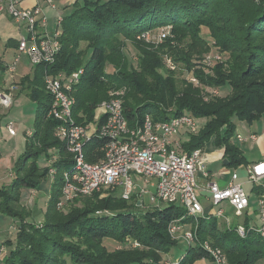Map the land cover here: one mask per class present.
Here are the masks:
<instances>
[{
  "label": "trees",
  "instance_id": "16d2710c",
  "mask_svg": "<svg viewBox=\"0 0 264 264\" xmlns=\"http://www.w3.org/2000/svg\"><path fill=\"white\" fill-rule=\"evenodd\" d=\"M166 24H171L172 34L161 44L153 45L138 39L141 32ZM203 27L208 29L207 35L202 33ZM60 29L61 49L55 61L34 65L35 76L32 79L27 76L23 80L24 88L29 89V97L38 104L37 129L29 135L14 181L10 186L0 188V212L17 217L20 222L27 216L23 215L25 208L21 204V188L38 189L48 177L49 169L38 162L42 155L48 158L52 154L58 155L54 163L57 174L53 185L56 188L47 204L45 227L33 234L21 224L17 245L6 257V264H161L165 261L163 256L180 244L169 232V224L174 219H179L184 225L192 224L191 228L197 235L196 244L187 248L185 256L175 258L179 264L209 259L201 246L207 240L223 249L228 264H256L263 259L264 238L256 231L250 230L242 237L234 226L226 232L215 233L221 218L206 215L196 221L178 204H167L137 216L131 211L138 206L136 194L129 200L116 192L104 198L100 197V192L81 196L69 203H81V206L74 207L75 215L64 217L58 211L57 203L61 198L63 174L72 170L74 164L66 142L55 135L59 121L47 116L52 98L45 89V76L62 72L71 74L79 68L84 69L72 92L76 98L73 116L77 123L83 125L95 122L98 105L109 99L112 89L125 84L144 87L147 83L145 79L153 76L157 91L166 92L169 97H156L160 104L155 106L137 96L136 92H132L129 98L125 96V113L131 126L136 120L142 122L146 114H151L156 121L185 112L197 118L209 115L210 119L198 133L186 136L182 143L184 151L203 148L213 138L218 147L225 149L229 166L248 164L234 140V119L237 117L252 123L264 116V80L259 82V89L239 106L233 103V107L216 108L206 113L201 101L196 104L184 100L175 110L165 107V104L173 102L175 87L171 80L156 73L163 67L162 54L168 53L176 61L190 62V70L196 56L209 52L228 53L233 73H240L241 77L258 71L256 63L264 59V0H84L63 18ZM126 41L140 44L139 65L142 72H136L129 62L124 52ZM82 42L87 43L81 47ZM107 62H111L114 71L105 69ZM199 70L196 68L195 73L202 82L203 75ZM225 83H231L234 89L239 87L231 81H222L220 85ZM190 85L193 87L191 91L199 92L200 86L195 83ZM227 99L230 97L217 98L216 103L226 102ZM155 108L157 112L153 110ZM104 142V139L96 138L87 145L89 161H96L101 156L99 148ZM258 188L253 191L259 192ZM244 217V224L249 227L250 218L246 214ZM66 237L69 240H65ZM108 237L114 238L120 246L115 250L107 248L103 240ZM127 238H132L139 247L129 246Z\"/></svg>",
  "mask_w": 264,
  "mask_h": 264
},
{
  "label": "built area",
  "instance_id": "2783aa9c",
  "mask_svg": "<svg viewBox=\"0 0 264 264\" xmlns=\"http://www.w3.org/2000/svg\"><path fill=\"white\" fill-rule=\"evenodd\" d=\"M47 1L55 8L53 0ZM40 11L39 7L32 9L19 7L18 0H0V16L8 14L16 20H25L28 25L29 36H22L19 39L18 54L8 65L11 72L15 71L22 55L27 56L34 66L44 62L53 63L61 49L59 36L63 19L59 18L58 29L54 35L41 36L36 19ZM155 29L141 32L138 39L159 45L172 34L171 24ZM223 55L224 53L220 52L209 54L203 62L207 66H212L221 61ZM169 66L176 68L171 63ZM83 73L84 69L79 68L71 74L62 72L45 76V89L52 98L47 116L59 121L55 135L66 142L74 164L72 170L63 174L58 206L62 207L76 198L95 192L102 193L101 196L116 192L127 200L136 194L140 205H143L141 197L148 192V186H151L155 188V194L162 202L185 207L187 214L195 219L204 217V205L199 198L201 186L197 180V171L201 170L206 177L210 174L206 166L201 164L202 148L186 152L180 140L176 139L181 134L188 136L198 133L202 125L197 117L185 112L166 120L156 121L151 114H146L142 122L136 120L134 126H131L124 106L126 88H119L111 90L109 99L98 105L95 122L79 124L73 116L76 98L72 92ZM190 79L198 82L195 76H190ZM16 89L17 86L12 84L7 91H0V107L11 108L13 92ZM101 118L102 122L99 123ZM7 128L12 135L16 134L13 123H9ZM28 134L32 135L31 132ZM96 138L105 140L99 148L101 156L96 161H89L86 147ZM237 138L242 137L238 135ZM57 160L58 155H54L50 160L48 173L52 179H55L57 174L54 164ZM246 169L248 182L264 189V158L247 166ZM238 177L235 171L226 186L210 182L207 189L212 205L228 204L235 216L243 217L250 206V195L245 192L243 185L237 182ZM150 178L156 180L150 181ZM258 213L262 224L259 226L250 220L248 227L244 222L239 223L237 232L240 236L245 237L250 230H254L264 238L263 194L258 200ZM209 215L225 218L226 211L224 207H220L213 209ZM185 226L179 219H174L169 224V232L175 236L181 231V238L190 247L196 244L197 235L192 228L185 231ZM201 246L213 264H228L227 255L221 247L213 245L209 240L202 242ZM2 253L3 249L0 246V254ZM161 264H179V261L168 259Z\"/></svg>",
  "mask_w": 264,
  "mask_h": 264
},
{
  "label": "rangeland",
  "instance_id": "374dc122",
  "mask_svg": "<svg viewBox=\"0 0 264 264\" xmlns=\"http://www.w3.org/2000/svg\"><path fill=\"white\" fill-rule=\"evenodd\" d=\"M97 1V0H92ZM104 1V0H103ZM56 25V24H55ZM56 27L52 24L49 26V31L54 30ZM157 29H155L156 31ZM259 42V41H256ZM87 43V42H86ZM85 42H82L81 47L86 44ZM176 43V41H175ZM173 44V43H172ZM139 43H133L131 41H126V47L124 49V52L129 60L130 63L133 64L134 70L136 72H142V69L139 65ZM1 52L3 53L4 48H0ZM13 49H11L9 52H12ZM151 50H153L151 48ZM217 52H209L205 55L196 56L194 58L195 64L193 65V69H190V66L188 63L181 60H175L174 57L168 53L162 54V64L163 67L161 69H158V72L156 73L159 77L160 75L163 76V78L171 80L175 87V96L173 98V102H169L168 104H165V107H169V110H175L177 109V106L179 103L183 102L184 100H187L188 102H195L198 104L199 101H201V104H203V110L206 113H210L213 110H217L216 108H225L227 106L233 107V103L239 104L245 102L246 97L249 95L254 94L258 88V84L260 81L264 80V59L260 63H256V68H259L258 71H252L249 73V75L245 77H241L240 73H233L232 71V62L230 60V56L228 53L224 54L222 57V60L219 62L214 63L212 66H207L204 64L203 60L204 58L209 54H215ZM27 61L25 58L21 60V62L18 64V70L21 69L24 71L25 76H30L31 78L35 76V68L27 67ZM173 64L176 66L175 69L171 68L169 64ZM192 65V63H191ZM108 70V72L114 71V67L112 66L111 62H107L105 66ZM199 68L200 72L203 75L202 82L198 77L196 76L195 69ZM116 70V69H115ZM239 74V75H237ZM190 76H195L198 79V82L195 83L191 81ZM240 76V77H238ZM17 78V76H15ZM144 80V79H143ZM143 80L141 82H143ZM147 81L146 86L144 87H134V85L125 84L122 87L119 88H126L125 96L126 98L130 97V94L132 92H136L137 96L141 97L143 100H147L152 105H159L160 103H157L156 97L168 98L169 96H166V92H159L155 88L156 86V79L153 76H149L145 79ZM13 81V76L9 75L7 76V86H10ZM18 81V78L16 79ZM229 82L231 81L233 84H238L235 89L234 86L230 83H225L224 86L220 85V82ZM190 83H195L199 88V92L191 91L190 88H193ZM116 88V89H119ZM145 89V91L141 89ZM113 90V89H112ZM135 90V91H134ZM171 95V93L169 94ZM230 97V99L226 102H220L216 103V99H222L225 97ZM178 103H175L177 102ZM19 102H21L19 104ZM216 104V105H215ZM19 105V106H18ZM12 111L10 114L6 112L4 114L6 117L5 119L8 120L11 123H16L17 125V135L11 136V133L9 129L7 128L6 124L3 123L0 125V188L8 187L12 184L14 181L16 175H17V166L18 163L21 161L25 150L27 146V142L29 141L30 136L28 135V132L31 131L32 134L37 129L36 124V114L31 108L35 107L37 109L38 104L35 106V102L28 96L24 97L18 103L15 100L11 103ZM17 107V109H16ZM157 112V109H153ZM152 110V111H153ZM210 116H198V121L201 123L202 126H204L207 121L210 119ZM237 119V117H235ZM240 120V119H239ZM90 124V123H89ZM255 124V123H254ZM238 127H240V124H238ZM201 129V128H200ZM247 131V130H246ZM244 130V132L247 134ZM199 132V131H198ZM246 143L249 144L250 142L246 140ZM38 146L40 147L39 143ZM244 146V144H243ZM243 148V147H242ZM220 149L215 144V141L213 138H210L205 146L203 147V153H207L209 157L213 159H216L221 155L220 151H217ZM54 157V154L51 155L50 158L45 157L42 155L39 157L38 162L40 166H47L49 169V165L51 164V159ZM240 174L242 173V170H238ZM134 177L138 179V176L133 173ZM155 178H150V181H155ZM54 179H52L49 176L46 177L43 182L41 183L40 187L38 189H31L29 187H22V201L21 204L25 208V214L27 215L23 221L20 222V219L17 217H12L10 215H6L2 212H0V246L3 249V253L0 254V264H6V257L11 254V250L14 249L17 245L18 236L17 232L20 228L21 224H24L27 226V232H36L35 230H42L46 223H45V212L47 208V204L51 199L52 191L56 188L53 185ZM253 184L248 182L243 184V189L245 192L251 196L254 195V191H252ZM148 192L145 193L141 198L143 199V205L134 206L131 211L136 214L137 216H143L148 212H151L157 208H163L167 206L165 202H162L159 200L155 194V188L148 186ZM200 201L204 205L206 212L208 214L213 212V209H218L220 207H224L225 211L227 212L228 204H221L219 206H214L211 204V200L209 199L210 195L204 193L203 191H200ZM102 193H100V197L104 198L107 197V195L101 196ZM256 196V194H255ZM259 198V197H258ZM258 203V200L254 197L253 198V204L256 205ZM81 203H73V204H65L62 207H58V211L61 212V214L66 217H73L75 213L73 212L74 207L81 206ZM183 207V206H182ZM185 209V207H183ZM235 213L233 211H229L226 214L225 218H221L218 220L215 233L219 232H226V230H230V228H234V226H237L239 223L237 220L244 221L243 217H237L234 215ZM252 221L257 224L261 225L262 222L259 217V213L256 215L251 216ZM196 221L198 219H195ZM192 224H186L184 230L191 229ZM181 231H178L176 235L171 236L178 240L180 243L184 240L181 238L180 235ZM65 240H69L67 237ZM26 242V241H25ZM127 242L129 246L133 247H139V244H137L136 241H134L132 238H127ZM26 244V243H25ZM103 244L109 248L110 250H115L118 245L114 238L108 237L103 240ZM180 246V245H179ZM141 247V246H140ZM178 248V247H177ZM177 248H174L172 251L175 252ZM179 249V248H178ZM172 251L169 253V256H171ZM179 253L182 256H185L184 253L186 252L183 249H179ZM182 252V253H181ZM173 254V253H172ZM168 255L163 256V259L169 257ZM173 256V255H172ZM180 256V255H179ZM168 259H165V261ZM172 260V259H171ZM174 260V259H173ZM164 261V260H163ZM72 264V263H69ZM256 264H264V258L259 260Z\"/></svg>",
  "mask_w": 264,
  "mask_h": 264
},
{
  "label": "crops",
  "instance_id": "0c3cea01",
  "mask_svg": "<svg viewBox=\"0 0 264 264\" xmlns=\"http://www.w3.org/2000/svg\"><path fill=\"white\" fill-rule=\"evenodd\" d=\"M83 1L84 0H53V3L55 4V8H53L47 0H18V6L24 9H32L39 7L41 11L36 17L38 21V32L40 33L41 36H52L55 34L56 30L58 29L59 18L63 19L66 15L70 14L75 9L77 4H80ZM50 24L54 25L56 28L54 30L49 31ZM27 26L28 25L25 20H21V21L16 20L10 17L8 14L0 16V48H4L3 53H0V91H7L12 84H15L17 86V89L13 92L15 105L16 102L18 103V101H20L24 97L29 96V89L24 88L23 85V80L27 76H25L23 70L21 69L18 70L17 66L23 58H25L27 61L26 63L27 67H32L33 65L29 61L28 57L25 55L21 56L20 60L16 65L15 71L13 72L9 71L8 65H10L14 61L15 57L18 54L19 39L22 36L23 37L29 36ZM202 33L204 35H207L208 29L206 27H203ZM11 49H13L12 52H9ZM9 75L13 76V81L10 86H7V76ZM15 76H17L18 81H16L17 78H15ZM20 103L21 102H19V104ZM36 104L37 103L35 102V106ZM31 110H33L36 114L37 109L35 107L31 108ZM11 111H12V106L9 109H4L0 107V125L5 123L7 126L9 123H11L5 119L6 116L4 115L6 114V112L7 114L8 113L10 114ZM234 122L236 127V135H235L236 138L234 140L237 143V145L240 147L244 156L246 157L248 164H242L237 167H231L229 166V164L224 163V159L226 157H225V149L223 147H220V149L217 150L221 152V155L213 160L211 157H209L207 153H203V148H202L201 164L206 166L210 175L206 177L201 170H198L197 180L199 185L201 186L200 191H203L206 194H209L207 188L210 182H217L220 186H226L229 183L232 174L235 171L239 175L237 182L241 183L242 185L248 183V176L246 169L247 166L252 165L264 158V116H262L261 118L257 119L252 123L239 120L238 118L237 119L235 118ZM13 124L16 129L17 128L16 123ZM238 124H240V127H238ZM244 130L245 131L247 130L246 131L247 134L244 132ZM16 135H17V130L14 136ZM238 135H241L242 138L240 139L237 138ZM176 139L180 140V142L183 143L184 140L187 139V137L186 135L181 134ZM246 140H248L250 143L247 144ZM239 169L242 170L241 174L238 171ZM254 188L255 186L253 185L252 191L254 190ZM258 189L259 192L256 193L254 191V195L251 194L250 206L246 211V216H248L250 220H253L251 216L256 215L258 213V203L254 205L253 198L255 197L257 200H259L258 197H260L262 194L264 195V189H262L261 187H259ZM229 211H233V209L228 205L226 214ZM206 215L209 214L206 212V209L204 207V216ZM243 218L245 221L244 216ZM237 221L244 222L240 220ZM179 245H180L178 247L179 249H183L186 251L188 248V245L186 244L185 241L181 242ZM178 248L175 250V252L172 251L173 254L171 253V256L167 254L169 257L165 259L175 260V258L181 255L179 253L180 251ZM192 264H213V263L208 258H201L195 260Z\"/></svg>",
  "mask_w": 264,
  "mask_h": 264
},
{
  "label": "water",
  "instance_id": "95a60500",
  "mask_svg": "<svg viewBox=\"0 0 264 264\" xmlns=\"http://www.w3.org/2000/svg\"><path fill=\"white\" fill-rule=\"evenodd\" d=\"M224 163H225V164H229V160L225 158V159H224ZM140 203H141V202L138 201V205H140Z\"/></svg>",
  "mask_w": 264,
  "mask_h": 264
}]
</instances>
